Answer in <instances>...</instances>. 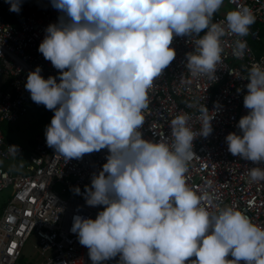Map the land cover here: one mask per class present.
<instances>
[{"label":"clouds","instance_id":"1","mask_svg":"<svg viewBox=\"0 0 264 264\" xmlns=\"http://www.w3.org/2000/svg\"><path fill=\"white\" fill-rule=\"evenodd\" d=\"M5 2L10 12L21 11L23 0ZM50 4L60 16L45 29L38 51L59 70V82L45 79L37 66L25 89L34 103L54 112L45 137L56 155L68 162L108 150L83 194L87 206L104 210L95 219L74 216L70 229L92 264L117 257L118 264H264V226L232 207L208 211L207 197L186 182L194 139L213 130L208 109L201 108L198 133L188 126V114L172 118L170 145L145 140L140 131L149 92L176 57L173 37L191 38L186 69L192 78H216L223 38L247 36L256 21L253 10L240 5L214 22L224 0ZM233 45V54L242 57L247 42L236 39ZM247 81L243 104L249 111L238 121L239 134L225 139L233 156L262 165L264 66L252 64ZM9 152L18 155L19 146ZM249 176L264 181V168L252 167ZM73 191L80 194L79 187Z\"/></svg>","mask_w":264,"mask_h":264},{"label":"built area","instance_id":"2","mask_svg":"<svg viewBox=\"0 0 264 264\" xmlns=\"http://www.w3.org/2000/svg\"><path fill=\"white\" fill-rule=\"evenodd\" d=\"M224 4L231 6V10L240 5L251 8L255 25L245 37L223 38L222 60L213 79L190 76L186 54L194 51L191 38L174 36L170 46L176 57L149 92L150 104L144 110L145 122L140 131L145 140L170 145V120L188 114V126L198 133L202 127L201 108L205 106L208 116H213V130L206 138L194 139L195 156L188 162L186 182L195 193L207 197L204 205L208 211L232 207L249 216L253 223L264 226V181L253 182L249 176L252 167L264 168V164L233 156L225 139L229 133L239 134L238 121L249 111L243 98L251 65L264 66V0H224ZM9 7L5 0H0V125L3 121L14 122L32 102L25 84L27 75L37 66L45 79L52 76L59 82V70L44 59L38 47L46 35L45 29L58 22L60 13L50 0H23L18 14L10 12ZM221 12L220 9L214 15V22L224 20L225 14ZM236 39L247 42L242 57L233 54ZM48 111L53 117L54 112ZM11 145L19 146L6 140L0 129V159L13 157L9 152ZM19 149L21 152L20 146ZM108 154L105 148L66 162L47 146L43 131L33 152L27 155L23 172L14 174L0 167V191L10 186L0 205V264H16L30 235L36 239L39 254L45 257L37 264H92L88 249L70 229L74 216L95 219L104 210V206H87L83 194L85 186H91L93 174L102 170ZM76 187L80 194L73 191ZM118 259L100 264H118Z\"/></svg>","mask_w":264,"mask_h":264},{"label":"rangeland","instance_id":"3","mask_svg":"<svg viewBox=\"0 0 264 264\" xmlns=\"http://www.w3.org/2000/svg\"><path fill=\"white\" fill-rule=\"evenodd\" d=\"M221 10L222 14H226L228 11H231V6L223 4ZM49 116L50 113L42 104L37 105L32 102L26 106L25 112L14 122L3 121L1 123L0 129L3 136L7 140L18 144L22 148V151L9 159H0V167L5 170H11L12 173L24 171L23 166L27 163V155L33 152L35 143L38 141L42 132L45 131L46 126L49 125ZM54 189H59V185L56 184ZM9 192L10 186L0 191V205L6 199ZM44 260L45 257L41 256L37 249L36 239L33 235H30L22 245L21 256L16 264H37Z\"/></svg>","mask_w":264,"mask_h":264},{"label":"trees","instance_id":"4","mask_svg":"<svg viewBox=\"0 0 264 264\" xmlns=\"http://www.w3.org/2000/svg\"><path fill=\"white\" fill-rule=\"evenodd\" d=\"M253 25H255V23H254ZM260 31H263V29L260 28ZM32 102H33V101H32ZM51 119H52V116H51V114H50V116L48 117L49 123L51 122Z\"/></svg>","mask_w":264,"mask_h":264},{"label":"crops","instance_id":"5","mask_svg":"<svg viewBox=\"0 0 264 264\" xmlns=\"http://www.w3.org/2000/svg\"><path fill=\"white\" fill-rule=\"evenodd\" d=\"M32 103V102H31ZM44 106V105H43ZM44 108L46 109V107L44 106ZM47 111H48V109H46ZM49 112V111H48ZM50 113V112H49ZM51 114V113H50ZM51 116H52V114H51ZM3 135V134H2ZM4 137V136H3ZM5 138V137H4ZM6 139V138H5ZM7 140V139H6ZM7 171H11V170H7ZM12 172V171H11ZM16 173H18V172H16ZM19 173H21V172H19ZM15 174V173H14Z\"/></svg>","mask_w":264,"mask_h":264}]
</instances>
